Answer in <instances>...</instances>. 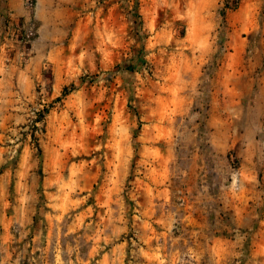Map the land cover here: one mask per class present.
Here are the masks:
<instances>
[{"label": "rangeland", "instance_id": "rangeland-1", "mask_svg": "<svg viewBox=\"0 0 264 264\" xmlns=\"http://www.w3.org/2000/svg\"><path fill=\"white\" fill-rule=\"evenodd\" d=\"M235 1L0 0V264H264V0Z\"/></svg>", "mask_w": 264, "mask_h": 264}, {"label": "built area", "instance_id": "built-area-1", "mask_svg": "<svg viewBox=\"0 0 264 264\" xmlns=\"http://www.w3.org/2000/svg\"><path fill=\"white\" fill-rule=\"evenodd\" d=\"M236 1L231 0V7L235 6ZM36 5V0H25V6L29 10L33 9V7ZM35 30L33 27L28 28H20L17 26V28L14 31L15 36L19 41L24 45H29L33 42L35 38Z\"/></svg>", "mask_w": 264, "mask_h": 264}, {"label": "crops", "instance_id": "crops-1", "mask_svg": "<svg viewBox=\"0 0 264 264\" xmlns=\"http://www.w3.org/2000/svg\"><path fill=\"white\" fill-rule=\"evenodd\" d=\"M39 2H40V0H36V4H37L36 9H38ZM9 6H10V9L11 10L13 9L14 11H16V15L17 16L25 15V11H24V8H23V6H24V0H9ZM260 254H262V253H260Z\"/></svg>", "mask_w": 264, "mask_h": 264}, {"label": "trees", "instance_id": "trees-1", "mask_svg": "<svg viewBox=\"0 0 264 264\" xmlns=\"http://www.w3.org/2000/svg\"><path fill=\"white\" fill-rule=\"evenodd\" d=\"M39 116H40V118H38L36 122H41L43 120V118H44V116L42 114H39Z\"/></svg>", "mask_w": 264, "mask_h": 264}]
</instances>
